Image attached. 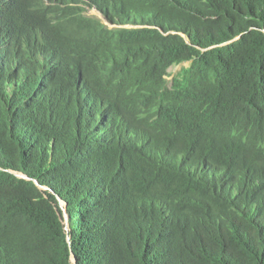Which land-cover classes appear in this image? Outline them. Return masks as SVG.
Segmentation results:
<instances>
[{
    "label": "trees",
    "instance_id": "trees-1",
    "mask_svg": "<svg viewBox=\"0 0 264 264\" xmlns=\"http://www.w3.org/2000/svg\"><path fill=\"white\" fill-rule=\"evenodd\" d=\"M72 254L264 264V0H0V264Z\"/></svg>",
    "mask_w": 264,
    "mask_h": 264
},
{
    "label": "rangeland",
    "instance_id": "rangeland-1",
    "mask_svg": "<svg viewBox=\"0 0 264 264\" xmlns=\"http://www.w3.org/2000/svg\"><path fill=\"white\" fill-rule=\"evenodd\" d=\"M87 14L89 15H94L95 14V11L94 10H89L87 12ZM189 65V62H183V63H180L176 66H173L172 68L169 69V72H170V76L168 77V81H171L172 77L174 75H176L183 67H186ZM63 206V210H64V217H65V220H64V223L67 225V222H68V215L65 211V208H64V205ZM65 229L68 230L67 226H65Z\"/></svg>",
    "mask_w": 264,
    "mask_h": 264
},
{
    "label": "water",
    "instance_id": "water-1",
    "mask_svg": "<svg viewBox=\"0 0 264 264\" xmlns=\"http://www.w3.org/2000/svg\"><path fill=\"white\" fill-rule=\"evenodd\" d=\"M12 173H14L16 176H18V177H23V178H25V179H28V176H26L25 174H23V173H21V172H15V171H11ZM43 188V187H42ZM44 188H46V187H44ZM60 204H61V206L62 205H64V208H65V204L64 203H62V202H60ZM62 210H63V206H62ZM63 213H64V210H63ZM64 219H65V217H64ZM67 226V225H66ZM68 228V227H67ZM71 262L73 263V264H76V258H75V256L72 254V256H71Z\"/></svg>",
    "mask_w": 264,
    "mask_h": 264
},
{
    "label": "clouds",
    "instance_id": "clouds-1",
    "mask_svg": "<svg viewBox=\"0 0 264 264\" xmlns=\"http://www.w3.org/2000/svg\"><path fill=\"white\" fill-rule=\"evenodd\" d=\"M95 14L97 15L96 11H95ZM102 21H103V23L108 24L105 20H102ZM110 27H111V25H110Z\"/></svg>",
    "mask_w": 264,
    "mask_h": 264
}]
</instances>
